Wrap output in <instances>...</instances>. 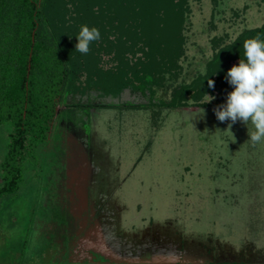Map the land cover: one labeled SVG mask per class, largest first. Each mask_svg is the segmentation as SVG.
Listing matches in <instances>:
<instances>
[{
  "label": "rangeland",
  "instance_id": "obj_1",
  "mask_svg": "<svg viewBox=\"0 0 264 264\" xmlns=\"http://www.w3.org/2000/svg\"><path fill=\"white\" fill-rule=\"evenodd\" d=\"M184 7L177 37L105 24L90 46L93 65L136 69L150 57L156 94L127 88L60 102L49 139L27 152L20 189L0 198V264H264V144L246 143L252 125L239 120L232 142L231 121L214 112L233 90L227 71L242 58L245 34L264 27V0ZM59 13L55 25L77 40L78 14ZM174 36L181 50L170 62ZM201 77L214 86L196 85L186 105L167 107ZM205 94L215 99L205 103ZM13 131L0 125V186Z\"/></svg>",
  "mask_w": 264,
  "mask_h": 264
},
{
  "label": "trees",
  "instance_id": "obj_2",
  "mask_svg": "<svg viewBox=\"0 0 264 264\" xmlns=\"http://www.w3.org/2000/svg\"><path fill=\"white\" fill-rule=\"evenodd\" d=\"M69 4L74 6L72 12H69ZM184 4L185 0H0V125L5 122L14 125L8 151L1 163L0 198L15 195L20 189L27 152L34 144L49 139L62 100L93 91L117 97L127 88L134 92L148 91L152 98L156 94L154 86L159 83L156 64L144 49L149 61L140 64V68L132 69L127 63L116 71H104L93 65L90 53L84 55L76 51L78 41L69 39L64 29L55 25V14L77 13L76 32L82 25L104 31L105 24L116 19L119 27L139 28L145 35L159 28L175 35L182 27ZM257 33L264 35V27L245 35L253 37ZM175 36L170 41L171 49L176 48L170 54V62L181 50L179 44L172 45ZM163 44V40H159L154 45L156 51H160ZM228 51L230 49L226 48L217 54L210 70L219 65ZM208 78L201 77L190 86L182 87L167 107L186 105L185 95L196 85L207 83ZM221 96L216 106L226 103L227 94Z\"/></svg>",
  "mask_w": 264,
  "mask_h": 264
},
{
  "label": "clouds",
  "instance_id": "obj_3",
  "mask_svg": "<svg viewBox=\"0 0 264 264\" xmlns=\"http://www.w3.org/2000/svg\"><path fill=\"white\" fill-rule=\"evenodd\" d=\"M76 36L78 43L75 49L84 55L90 52L91 44L101 38L99 29L88 25H82ZM242 49L238 64L227 71L226 78L233 90L227 94L226 103L219 105L214 112L219 121H231L225 132L231 134L232 142H235L232 125L238 120L247 126L251 123L252 130L249 131L248 127L246 143L256 146L264 144V35L257 33L247 38ZM208 84L209 87L214 86L212 80ZM205 96L208 98L205 103L215 99L214 96ZM199 114L205 115L204 109L201 108Z\"/></svg>",
  "mask_w": 264,
  "mask_h": 264
}]
</instances>
